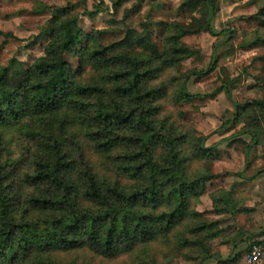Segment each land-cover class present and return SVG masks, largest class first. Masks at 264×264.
Returning a JSON list of instances; mask_svg holds the SVG:
<instances>
[{
  "label": "trees",
  "instance_id": "obj_1",
  "mask_svg": "<svg viewBox=\"0 0 264 264\" xmlns=\"http://www.w3.org/2000/svg\"><path fill=\"white\" fill-rule=\"evenodd\" d=\"M130 1L114 0L113 10ZM220 1L204 0L189 23H153L147 14L140 33L128 20L143 0L126 10L123 29L91 32L83 18L108 12L104 0L91 12L71 2L28 45L41 46L42 56L0 65V264H239L264 244L244 230L224 238L221 221L197 210L217 178L221 144H237L247 168L257 151L264 160V55L254 59L263 69L260 99L237 102L239 80L228 75L205 83L200 94L189 91L192 80L210 77L219 50L235 47L233 40L242 37L236 48L245 51L264 47V0H255L250 17L257 30L240 35L217 30ZM179 2L181 11L191 0ZM201 33L224 40L208 69L184 72L187 60L200 58L184 39ZM221 94L234 107L229 126L243 128L207 145L177 107L190 101L200 110ZM211 199L219 216L251 212L233 191ZM220 238L231 251L226 259L212 248Z\"/></svg>",
  "mask_w": 264,
  "mask_h": 264
},
{
  "label": "rangeland",
  "instance_id": "obj_2",
  "mask_svg": "<svg viewBox=\"0 0 264 264\" xmlns=\"http://www.w3.org/2000/svg\"><path fill=\"white\" fill-rule=\"evenodd\" d=\"M0 0V65L16 57L19 61L31 63L35 58L42 56V47L28 45L34 41L45 28L46 23L52 17V13L58 9L68 6L69 3H76V11L83 12L84 8L94 11L100 0ZM137 0L125 3L116 12L113 10L114 0H104L108 12H104L89 19L84 17L82 26L87 32L94 29L120 30L125 27L123 19L126 10L133 7ZM204 0H191L183 10L180 11L179 0H143L142 10L131 16L128 20L138 32L143 30L142 23L146 21L147 14L153 23L159 21L173 22L181 21L189 23L192 15L203 5ZM220 10L216 16L215 24L217 30L233 29L240 35L243 32L252 33L258 28V24L252 22L251 18L257 12L255 0H231L220 1ZM251 17V18H250ZM248 18H250L248 20ZM113 20L114 24H109ZM135 34V37L139 35ZM6 44L3 45L4 41ZM224 37H213L209 33H201L186 37L184 42L190 47L200 51V58L187 60L182 71L193 69H208L213 53ZM242 42V37L233 40L230 46L222 47L217 68L210 77L203 82H192L189 84V91L192 94L203 92L204 84L217 79L219 75H228L229 78L238 79L236 88L233 90L234 99L243 103L263 97L261 86L263 83L257 80L263 76L262 64L254 61L255 58L264 55V47L254 48L248 51L236 48ZM45 43V42H43ZM32 46V45H31ZM133 50H137L133 39ZM232 48L234 50H232ZM66 59L74 69L77 68V60L66 55ZM177 110L184 115L183 124L192 126L199 134L208 138L207 145L223 141L239 133L243 125L237 127L229 126V121L234 117V107L225 94L219 95L215 100L209 102L208 106L200 110H194L190 101L181 103ZM228 126V127H227ZM220 157L213 164L212 172L217 176L215 180L207 184V192L201 198L197 210L209 220L221 221V229L224 230V238L234 235L238 230L248 231L251 242H264V160L260 152L251 155L250 166L247 168V157L237 149V144L229 146L223 143L220 146ZM249 161V159H248ZM218 190L233 191L235 201L250 213L232 215H217L211 199V194ZM223 238L212 242L214 252L225 247L222 245ZM250 241L242 243L238 250L246 249ZM171 264H195L184 260H175ZM242 264V261L239 263Z\"/></svg>",
  "mask_w": 264,
  "mask_h": 264
},
{
  "label": "built area",
  "instance_id": "obj_3",
  "mask_svg": "<svg viewBox=\"0 0 264 264\" xmlns=\"http://www.w3.org/2000/svg\"><path fill=\"white\" fill-rule=\"evenodd\" d=\"M264 259V244L253 245L245 259V264H261Z\"/></svg>",
  "mask_w": 264,
  "mask_h": 264
},
{
  "label": "crops",
  "instance_id": "obj_4",
  "mask_svg": "<svg viewBox=\"0 0 264 264\" xmlns=\"http://www.w3.org/2000/svg\"><path fill=\"white\" fill-rule=\"evenodd\" d=\"M230 252H231L230 249H228L227 247H222L219 249L218 253L223 259H226L229 256ZM204 264H218V261L211 259L205 262ZM242 264H245V259L242 261ZM261 264H264V259Z\"/></svg>",
  "mask_w": 264,
  "mask_h": 264
}]
</instances>
